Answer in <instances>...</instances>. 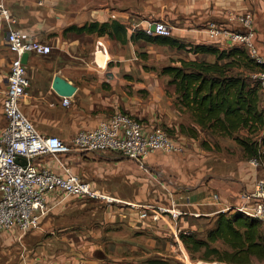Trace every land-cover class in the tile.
Instances as JSON below:
<instances>
[{"label":"crops","instance_id":"1","mask_svg":"<svg viewBox=\"0 0 264 264\" xmlns=\"http://www.w3.org/2000/svg\"><path fill=\"white\" fill-rule=\"evenodd\" d=\"M5 3L19 20V26L33 38L54 46L53 54L31 53L26 63L30 85L21 107L39 132L69 141L78 131L94 128L101 120L123 111L143 119L149 127L166 128L184 145L185 151L150 153L145 159L149 172L116 151L61 155L75 174L116 200L85 199L58 190L49 193V212L41 217L38 228L27 233L18 228L0 233V264H166L163 263L166 257H173L174 252V222L168 218L143 219L141 210L131 206V202L163 205L174 200L188 211L178 225L196 232L199 227L193 217L207 216L214 223L219 212L235 210L241 201L240 192L252 189L260 179L244 148L240 145L242 154L237 153L238 144L231 137L223 136L218 149L210 142L202 146V134L208 132L202 130L189 109L180 105L170 75L145 71L140 65L136 67L134 61L138 58L137 49L145 51L140 52L144 58L158 49L162 50V57L174 51L180 54L172 62L174 65L180 64V59L214 61V55L144 39L121 43L108 34L65 32V29L115 19L126 26L130 38L136 29L146 28L153 20L169 23L182 18V25L172 26V36L185 43L229 48L235 45L226 37L211 38L207 24L230 26L228 11L252 10L256 43L264 56V0H5ZM132 5L139 8L133 9ZM7 31L6 23L0 20V135L6 125L3 99L14 58L6 43ZM79 39H89L90 58L75 57L73 51L79 49ZM98 41L105 44L107 54L99 53L97 58L96 50L101 48ZM57 74L77 87L68 106L63 105L62 96L52 86ZM35 161L53 170L59 167L53 157ZM160 257L165 258L157 260Z\"/></svg>","mask_w":264,"mask_h":264},{"label":"built area","instance_id":"2","mask_svg":"<svg viewBox=\"0 0 264 264\" xmlns=\"http://www.w3.org/2000/svg\"><path fill=\"white\" fill-rule=\"evenodd\" d=\"M227 17L230 26L210 22L207 26L208 34L213 39L226 37L234 45L244 47L248 55L259 64L253 77L259 82L264 109V56L260 54L256 43L254 12L230 10ZM0 20L7 25L6 43L14 54L3 99L6 125L0 135V233L11 228H18L22 233L38 228L41 217L49 212L47 196L56 190L85 199L106 202L116 200L75 174L61 155L82 151H116L135 160L145 172H149L145 159L150 153L165 151L182 154L185 151L184 145L174 139L166 128L149 127L143 119L123 111H117L101 120L94 128L78 131L69 141L39 132L21 107V100L30 85L22 56L24 53L49 54L52 46L33 38L19 26V20L13 16L5 0H0ZM153 24L154 31L151 29ZM144 30L149 35H172L171 27L162 20H153ZM98 45L101 48L97 53L103 51L107 54L105 44L98 41ZM62 103L70 105L71 97L62 96ZM41 157L55 158L58 169L39 166L35 160ZM251 164L255 167L264 165L259 158H252ZM240 200L235 210L261 220L264 225V178H260L252 189L240 192ZM130 204L141 210L140 217L143 219L168 218L174 222V252L177 248L176 258L186 263L188 252L181 234H189L190 230L180 227L178 221L188 211L181 209L174 200L163 205Z\"/></svg>","mask_w":264,"mask_h":264},{"label":"trees","instance_id":"3","mask_svg":"<svg viewBox=\"0 0 264 264\" xmlns=\"http://www.w3.org/2000/svg\"><path fill=\"white\" fill-rule=\"evenodd\" d=\"M68 31L108 34L121 43L144 39L193 53L214 55V61L180 59V64L166 65L161 73L170 75V83L176 85L179 93L180 105L191 111L203 131L233 138L244 148L246 158H259L264 163V109L259 82L253 77L259 64L244 47L185 43L172 35H149L140 28L128 38L126 26L115 19L71 25L65 29ZM181 130L184 131V127ZM241 130L247 131L245 136L239 134ZM181 238L192 251L204 248L205 259L213 256L224 264L264 263V225L261 220L238 210L219 212L213 225L205 230L204 237L190 232L182 233ZM218 241L229 249L214 246Z\"/></svg>","mask_w":264,"mask_h":264},{"label":"rangeland","instance_id":"4","mask_svg":"<svg viewBox=\"0 0 264 264\" xmlns=\"http://www.w3.org/2000/svg\"><path fill=\"white\" fill-rule=\"evenodd\" d=\"M125 6H129V5H125ZM131 7L133 9L139 8L138 5H132ZM162 21L166 22L165 20H162ZM166 23L172 29V26H174V25H182L184 23V20L181 18L179 22L174 20V21H170L169 23L168 22H166ZM207 26H208V24H207ZM48 35L50 36V35H52V33L48 34ZM89 43H90L89 39H79V49H75L73 51L75 57L85 56V58H90ZM51 46L53 49H52V52L50 54H53L54 46L52 44H51ZM141 50H143V49H141ZM161 51L162 50L158 49V51H156L150 55L147 53L148 56L146 58H144L140 55V52H145V51H140L139 49H137L135 52V56L138 58H134V61L136 63V67H138L140 65V66H142L143 70H145V71L156 72V74H160V72L164 66L172 64V62L176 61L180 55V54L173 51L171 53H167V52L164 53L163 55L166 57H162ZM96 53H97V50H96ZM209 58H212V57H209ZM163 80H164L163 82H166V79H163ZM206 132H208V133L202 134L203 137L200 140L201 145L204 146L203 141H205L206 143H208V142L212 143L216 149L220 148L221 146L219 143L223 142L224 137L222 135H220L219 133L210 132V131H206ZM246 132H247L246 130H241L239 132V134L241 136H245ZM234 141L232 140V142L234 144H238L236 141L235 142ZM238 145L236 146V152L239 154H242L240 145L239 146ZM248 160L251 161V159H248ZM251 165L254 169L258 170L259 177L264 178V165H260L257 167H255L253 164H251ZM193 219H194V222H196V224L199 227L198 231H196V234L199 237H204L205 236V230L210 228L213 225L212 221H209V217H207V216L193 217ZM213 245L219 247L221 250L229 249V247L227 245H225L222 241H218V242L214 243ZM185 247H186V245H185ZM175 249L176 250H175V252H173V257H166V259H167L166 264H224L223 262L216 260L213 256H211L210 259L203 258L204 248H202L198 251H192L191 249H189L187 247H186V249L188 252V259L186 260V263H183L176 258L177 248H175ZM162 258H165V257H160L157 260L161 261ZM255 264H264V263H255Z\"/></svg>","mask_w":264,"mask_h":264},{"label":"water","instance_id":"5","mask_svg":"<svg viewBox=\"0 0 264 264\" xmlns=\"http://www.w3.org/2000/svg\"><path fill=\"white\" fill-rule=\"evenodd\" d=\"M151 29L153 31L155 30V24L151 26ZM99 53H103V52L99 51L97 53V58L99 57ZM28 58H29V53H24L22 56L23 63L26 64ZM97 61L99 62V59H97ZM52 86L59 95L69 96V97L72 96L77 89V87L73 83H71L70 81H68L67 79H65L64 77L58 74L55 75ZM23 162L26 163V160L24 159Z\"/></svg>","mask_w":264,"mask_h":264}]
</instances>
